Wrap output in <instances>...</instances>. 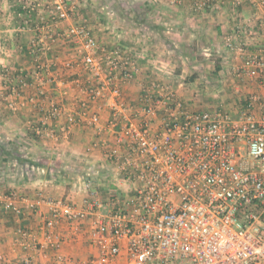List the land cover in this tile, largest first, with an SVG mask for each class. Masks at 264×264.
Segmentation results:
<instances>
[{"label": "built area", "instance_id": "2783aa9c", "mask_svg": "<svg viewBox=\"0 0 264 264\" xmlns=\"http://www.w3.org/2000/svg\"><path fill=\"white\" fill-rule=\"evenodd\" d=\"M249 1L264 6V0ZM16 2L24 13V24L36 37L35 51L43 53L57 43H66L75 60L67 59L64 65L87 75L88 99L109 100L110 128L124 149L111 151L116 179L132 185L125 199L110 198L105 214H99L104 204L94 194L85 199L81 209L56 199H19L42 218L41 240L23 228L15 231L22 249L57 251L62 239L56 229L62 221L77 232L89 215L98 214L88 241L100 252L77 264H121V258L124 264H264V103L259 105L260 98L250 95L236 119L218 110L190 111L175 93H143L133 105H126L116 72L125 80L136 71L129 51L103 49L86 23L69 15V0ZM177 3L169 0L171 6ZM189 3L193 13L211 8L210 0ZM43 6L46 14L40 12ZM29 15H34V24L27 19ZM69 20L68 26L60 28ZM237 50L244 54V44ZM49 67L37 58L32 78L3 72L1 80L10 94L34 91L26 96L32 104L45 85L57 81ZM244 71L255 82L264 83V49L245 57ZM9 107L15 110L12 104ZM56 112L52 107L45 122L32 127L35 136L58 139L47 125ZM67 121L72 124L74 119L68 116ZM91 121L96 123L97 116ZM67 135L64 128L62 139ZM90 186L89 180L82 184L85 190ZM12 199V194L3 195L0 213L7 209L21 214L16 203L9 205ZM41 205L48 209L46 213ZM54 261L67 262L59 254L54 255ZM21 264L34 262L25 257Z\"/></svg>", "mask_w": 264, "mask_h": 264}, {"label": "crops", "instance_id": "0c3cea01", "mask_svg": "<svg viewBox=\"0 0 264 264\" xmlns=\"http://www.w3.org/2000/svg\"><path fill=\"white\" fill-rule=\"evenodd\" d=\"M81 1L82 10L76 20L83 19L100 46L106 50L119 47L131 53L136 67L131 78L121 79L120 72H116L120 79L116 83L126 105H133L143 93H175L190 111L218 110L236 119L250 95L260 98L259 105L264 103V83L259 84L242 72L245 57L264 49V6L249 0H240L238 5L230 0H210V10L193 13L189 10L190 0H178L175 6L169 5V0H123V6H139L140 15L126 9L114 15L103 12L105 0ZM107 5H112L111 0ZM27 19L34 24V15ZM25 20L18 3L0 0V74L24 73L32 78L38 58L50 65L49 71L57 81L45 85L43 94L31 104L26 96L34 91L10 94L0 79V199L4 192L12 194L9 205L16 203L21 208L20 215L1 210L0 264H21L25 257L32 258L34 264H59L54 261L55 254L62 255L66 264H77L100 252L88 241L98 214L89 215L77 232L62 221L56 229L62 239L57 251H24L15 231L23 228L41 240L42 218L19 199H56L81 209L85 199L94 194L107 212L110 198L125 199L132 185L116 179L118 171L111 151L124 149L110 128L109 100L88 99L87 75L64 65L67 59L75 60L66 43L36 52V37ZM71 20L62 22L60 28ZM241 43L245 49L242 55L237 50ZM10 104L15 110L10 109ZM52 107L57 112L47 125L58 139L35 136L32 127L45 122ZM68 116L74 119L72 124L67 121ZM93 116L98 118L96 123L91 121ZM64 128L68 135L63 140ZM2 150L13 153L8 152V158ZM10 166L24 167V172L8 174ZM85 180L91 183L87 190L82 188ZM41 211L46 213L48 209L41 205ZM120 261L125 262L124 258Z\"/></svg>", "mask_w": 264, "mask_h": 264}, {"label": "rangeland", "instance_id": "374dc122", "mask_svg": "<svg viewBox=\"0 0 264 264\" xmlns=\"http://www.w3.org/2000/svg\"><path fill=\"white\" fill-rule=\"evenodd\" d=\"M7 1H10L12 4H16L17 2H16V0H7ZM126 1H132V2H138L139 0H126ZM107 2H110V0H105V2L103 3L102 2V4H104V7H103V12H107V13H109V14H111V13H113L114 15H117L118 13H120L119 11H121V12H123L125 9H126V11H128V10H130L132 13H136V14H138V13H140L141 11L138 9V7L136 6V5H132L131 7H128V6H126L125 4H124V6L123 5H121L120 3L121 2H123V0H111V2H112V5H107ZM190 2V1H189ZM69 6L71 7V11L69 12V15L70 16H72V14H74L75 13V11H77V15L76 16H74V21H76V19H77V17H79L80 16V11L82 10L81 9V4L83 5V3H82V1L81 0H69ZM102 4L100 5V6H102ZM46 6H43L42 7V9L40 10V12L41 13H43V14H46L47 13V9L45 8ZM73 7V8H72ZM83 7V6H82ZM106 13V14H107ZM138 15H140V14H138ZM73 20V19H72ZM81 20H83V19H81ZM69 52H70V50H69ZM71 53V52H70ZM212 58H216L214 55L213 56H211ZM17 74V73H16ZM15 74V75H16ZM1 75L2 74H0V77H1ZM1 79V78H0ZM12 84H15V82H13ZM16 85V84H15ZM2 152H3V154L6 156V157H8V158H10V155H11V153H13V151L12 150H8V152H11V153H9L8 154V152L7 151H5V150H2ZM22 156H23V154H22ZM28 157H30V155H28V156H26V158H28ZM23 168L24 167H19V166H16V167H13L12 168V166H10V167H8L7 169H8V174H10V173H14L15 171H17L18 170V172L19 173H21L22 172V170H23ZM29 168H30V166H29ZM23 172H24V170H23ZM1 193V192H0ZM6 192H4L3 193V195L5 194ZM101 213L102 214H105L106 213V208L104 207L103 209H101Z\"/></svg>", "mask_w": 264, "mask_h": 264}, {"label": "trees", "instance_id": "16d2710c", "mask_svg": "<svg viewBox=\"0 0 264 264\" xmlns=\"http://www.w3.org/2000/svg\"><path fill=\"white\" fill-rule=\"evenodd\" d=\"M70 48V47H69Z\"/></svg>", "mask_w": 264, "mask_h": 264}]
</instances>
